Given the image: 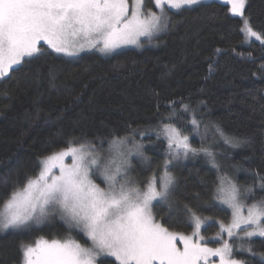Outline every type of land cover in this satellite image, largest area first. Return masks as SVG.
Masks as SVG:
<instances>
[{
	"label": "snow or ice",
	"instance_id": "obj_1",
	"mask_svg": "<svg viewBox=\"0 0 264 264\" xmlns=\"http://www.w3.org/2000/svg\"><path fill=\"white\" fill-rule=\"evenodd\" d=\"M226 3L230 13L242 19L246 39L264 44V25L254 26L251 14L246 15L247 0ZM129 7V0H0V81L12 80L17 88L47 85L59 90L57 66L33 67L50 54L41 41L55 53L69 56L84 49L107 54L122 45L143 47L141 37L151 42L181 22L173 20L169 10H178V15L194 11L203 7V0H151V7L145 0H133L131 12ZM16 72L19 78L12 75ZM153 96L154 126L129 123L109 128L103 137L81 133L62 149L50 142V154L37 158V174L25 173L22 188L19 180L10 187L5 183L0 190L4 207L0 231L40 228L57 216L68 230L63 240L22 243L20 264H105L106 255L119 264H216L214 257L219 264H264L237 258L239 253L264 258V251H256L264 247V240L257 245L253 239L264 238V156L260 169L246 166L252 164V156L232 162L231 152L251 149L252 138L207 119L208 113L201 110L207 108L206 100L194 103L191 94L161 97L155 90ZM195 137L199 146L192 142ZM149 148L162 159L149 155ZM201 156L214 170V179L203 194H193L194 204L177 200L180 180L173 170L178 162ZM68 157L71 163L65 162ZM219 158L228 162L227 167ZM138 165L150 175L133 176ZM241 171L251 182L238 181ZM154 201L164 202L169 210L182 209L191 233L170 231L158 222ZM202 211L212 214H197ZM218 212H230L227 223ZM206 221L218 222V230L209 237L201 234ZM72 230L83 233L85 242L73 238Z\"/></svg>",
	"mask_w": 264,
	"mask_h": 264
},
{
	"label": "trees",
	"instance_id": "obj_2",
	"mask_svg": "<svg viewBox=\"0 0 264 264\" xmlns=\"http://www.w3.org/2000/svg\"><path fill=\"white\" fill-rule=\"evenodd\" d=\"M170 11L173 20L181 22L167 34H161L156 43L140 49L122 48L108 55L87 50L69 56L55 53L41 44L50 54L36 60L33 67L57 66L59 90H49L47 85L37 88L21 84L17 88L12 80L0 81V190L6 182L10 187L11 182L17 180L22 188L25 173L34 177L38 171L37 158L50 154V142L56 149H62L67 147L66 141L81 133H87L89 138L103 137L109 128H122L129 123L134 127L137 124L154 126L153 90L161 97L191 94L194 103L206 100L208 106L201 110L208 113L207 119L220 121L230 132L252 138L251 149L231 152L232 162L252 156V164L246 166L261 168L260 158L264 156V70L261 69L264 44L259 40L246 43L242 19L230 13V5L225 1H203V7L180 15L178 10ZM245 12L251 14L254 26L264 25V0H247ZM256 30L261 31V28L256 27ZM247 49L251 55L245 58L236 54ZM12 75L19 78L21 74ZM41 96L39 104H34ZM161 111L167 110L161 108ZM192 142L199 146L198 137ZM148 154L154 155L157 161L162 159L151 148ZM70 160L68 157L65 162ZM219 162L225 167L228 165L223 158H219ZM137 168L134 172L137 179L150 175L140 170L139 165ZM173 172L180 180L176 199L189 204L195 203L193 194H203L214 179V170H210L203 156L178 162ZM236 178L242 183L251 182L249 174L243 171ZM2 208L0 200V210ZM153 212L157 220L173 231L188 233L192 230L185 222L182 209L169 210L167 204L157 201ZM197 214L205 217L212 212ZM217 215L220 220L228 221L230 212ZM217 230V221H208L202 229L206 236ZM72 232L85 242L83 233ZM65 233L68 230L58 216L40 228L0 231V264H20L22 243L30 244L41 236L52 238ZM253 239L257 245L264 240L261 237ZM256 251H264V247ZM237 258L264 260L250 253H239ZM102 259L105 264H118L110 257Z\"/></svg>",
	"mask_w": 264,
	"mask_h": 264
},
{
	"label": "rangeland",
	"instance_id": "obj_3",
	"mask_svg": "<svg viewBox=\"0 0 264 264\" xmlns=\"http://www.w3.org/2000/svg\"><path fill=\"white\" fill-rule=\"evenodd\" d=\"M203 1H211V0H203ZM220 1H225L226 2V0H220ZM145 2H146V5L148 6V7H151V0H145ZM132 4H133V0H129V11L131 12V8H132ZM231 7V6H230ZM175 10V9H174ZM168 14L171 16V11L169 10L168 11ZM258 31V30H257ZM159 37V36H158ZM158 37H155V38H153L152 40H151V42H149L148 41V38H146V37H141V44L143 45V47H145V46H150L151 44H154V43H156L157 41H158ZM244 40L246 41V43H252L251 41L252 40H256L255 38H252L251 40H248V39H246V36H245V34H244ZM257 41V40H256ZM41 44H45L44 46H46L47 48H49V49H51L49 46H47L46 45V42H44V41H41ZM129 47H135V48H142V47H138L137 45H132V44H129V45H122L120 48H118V49H116L115 51H118L119 49H122V48H129ZM87 50H95V51H97L98 49H84L83 51H80L79 53H81V52H86ZM99 51V50H98ZM114 51V52H115ZM244 52H242V56L245 58V57H247L248 55H249V53L251 54V52L247 49V50H243ZM99 52H101V51H99ZM101 53H103V52H101ZM113 53V52H112ZM61 54H63V53H61ZM103 54H105V55H108V54H110V53H103ZM63 55H65V54H63ZM72 56H75V55H72ZM108 146H106L105 148H107ZM67 163H71V160L69 161V162H67ZM54 171H55V169H54ZM133 176H135V174L133 173L132 174ZM98 183H99V181H97ZM157 201H154L153 202V211H154V204L156 203ZM4 211V207L0 210V213H2ZM154 213V212H153ZM202 217H204V216H202ZM206 217V216H205ZM158 222H160L159 220H157ZM208 221H206V223H207ZM228 221H225V223H227ZM161 223V222H160ZM206 223L202 226V228H201V234L202 235H204L205 237H209V236H212V235H214L215 233H212V235H209V236H206L205 234H203V231H202V229H203V227L206 225ZM165 226V225H164ZM166 227V226H165ZM170 231H173V230H171V229H169ZM177 232V231H176ZM180 232H182V231H180ZM183 233H185V234H190L191 233V231L190 232H188V233H186V232H183ZM67 236H68V233H65V234H63V236H53L52 238H48L47 236H41V237H39V238H44V239H47V240H52V239H61V240H63V239H65V238H67ZM71 236L73 237V238H75V239H77L76 237H75V234H74V232H71ZM39 238H37L36 240H34L33 242H31L30 244H34ZM78 240V239H77ZM80 241V240H79ZM81 242V241H80ZM82 243V242H81ZM179 244H180V246L182 247V242H179ZM209 246L210 247H216V246H218L217 244H215V243H210L209 244ZM104 257H110V258H112V259H114V260H116V258L115 257H113V256H104ZM103 258V257H102ZM212 260H214V261H216V264H219V262H218V258H212ZM117 262H118V264H119V261L118 260H116Z\"/></svg>",
	"mask_w": 264,
	"mask_h": 264
}]
</instances>
